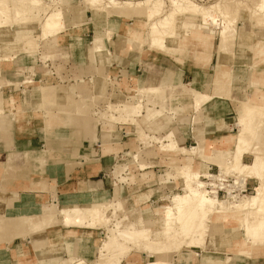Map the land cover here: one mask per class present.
Wrapping results in <instances>:
<instances>
[{
  "label": "rangeland",
  "instance_id": "374dc122",
  "mask_svg": "<svg viewBox=\"0 0 264 264\" xmlns=\"http://www.w3.org/2000/svg\"><path fill=\"white\" fill-rule=\"evenodd\" d=\"M45 1L51 3L50 0ZM63 1L75 7L85 5L84 0ZM202 1L205 3H197L206 7L222 2V0H213L209 3L206 0ZM234 1L239 4L236 40L233 44L234 49L232 48L235 51L234 58L221 55L218 52V30L209 26H199V20L195 21L196 24H193L192 28L196 33L195 35L198 36L194 39L190 37L188 42L183 43L182 46L185 51L182 53H164L150 49L148 45L142 48L144 49L142 52L133 53L129 51L125 37L119 35L108 45L103 38L101 44L105 47L108 46V67L94 60L92 53L94 36L98 31L105 33L112 29L116 34L139 37L141 34H134L130 30L137 26L133 22L120 19L105 21L101 16L99 19V27H101L97 29L91 22L92 13L89 10H84V16L79 20V26L74 28L70 24L65 33L50 40H39V30L36 23L24 25L27 28H23V32L26 30L28 32L24 33L23 36L20 34L22 32L18 30L17 25L14 26L15 31L2 32L0 57L14 56L16 58L12 61L0 59V101L2 98L6 100L14 98L13 105L8 102L5 107L6 111L0 115V236H3L2 240L0 237V264L101 263L99 252L106 241L108 229L114 228L115 220L117 222L123 220V227L136 224L141 229L142 227L150 228L154 240H164L162 228L164 208L171 204V197L180 193L182 189L180 182L174 179L173 168L188 164L197 171L201 170L203 174L207 172L218 174L221 171L216 166H212L210 170L209 167L211 166L206 163L208 161L205 160L206 162L201 163L197 156L184 158L177 154L164 152H158L155 167L146 172L139 171L142 169L138 168L136 164H131L133 161L132 154L145 147L140 138L141 132H145L148 136L158 140H161L168 133L174 132L180 145L187 148L197 145V138L195 139L196 143L189 139H186L185 142L181 140V137L195 136L197 133L196 129L195 133H191L192 125L187 126L195 109L192 106V96L186 91V88L181 87L183 84L176 85L172 78L142 81L138 88L160 87L161 90L156 94L146 95L143 104L144 116L139 118V126L109 122L106 118L108 112L104 104L95 105L87 102V112L84 115L75 112V108L69 114L66 112L58 113L54 109L51 110L52 112L43 111L38 96L29 90L37 91L42 86L58 85V90L62 93L57 100L59 106H67L69 98L81 101V103L85 102L84 99L77 97L78 86L85 87L90 95L107 96L112 85H114L115 95L121 92L125 96H132L135 92L131 89L136 86L111 77L113 75L110 73V67L114 60H117L116 55L129 56L134 65L140 57H148L153 54L162 60L164 66L167 64L171 70L169 76L173 77L174 81H178L175 71L176 68H179L178 63H181L180 65L185 64L186 68L196 74L195 82L192 84H189V81L184 82L186 87L209 94L214 91V94L212 93L214 98L210 101L211 103L209 102L210 104L208 103L206 112L203 114L199 113L201 110H195V112L199 113L197 114L198 122H202L201 118H211L214 115L216 117L212 123H200L198 125V131L204 130L203 128L207 126L205 134L201 133L199 136L215 133L216 135L231 137L224 139L227 144V151L219 156L221 164L225 163L233 157V141L236 135L235 122L231 120L235 117V105L229 101L231 100L232 88L239 91L241 97L246 95L245 90L249 79L250 83L252 80L254 82V85L251 84L253 89H263L259 95L250 96L235 106L237 107V114L238 110L240 112L238 116L241 115L246 103L264 105V25L253 22L251 15L255 12L256 5L254 4H257L259 0ZM68 17L72 22L73 17L70 13ZM16 32L20 35H17ZM28 42L34 44L33 49L30 50ZM169 46L176 47L177 40L171 41ZM4 62H15L16 72L4 74L1 68ZM194 64L199 68H196ZM148 68L153 71L157 70L151 66ZM219 68L231 70L228 90L224 86L226 85L225 71L221 69L222 71L216 72L220 70ZM18 73L21 75H16ZM217 73L225 78H222L219 86L214 84ZM91 79L95 83L90 81ZM27 80L32 81L33 84L23 85L22 83ZM10 82L16 85L10 84ZM225 91L229 92V97L218 95L219 92ZM116 98L112 97V102H119ZM47 115L48 117H46ZM109 131L113 132L109 139L112 138L114 141H102L104 135H108ZM27 132L30 134H26ZM258 138L264 147V127L261 128ZM7 141L9 145H7ZM9 142L12 144L10 145ZM150 144L155 145L156 148L159 146L156 141ZM104 147L109 150L104 154H112L114 159H109L108 165L104 167L106 175L102 179V185L93 184L97 182L82 183L72 190V193L78 194L86 192L88 188L99 187L100 192L104 191V196L109 200L119 201L122 206L118 209L111 208L107 212L112 221L105 227H97L92 230L71 228L59 215V209L65 203L63 196L70 194L62 191V198H60L54 192L56 189L53 185L50 189L47 185L44 187V183L47 184L50 179L53 180L54 178L48 176L46 169L39 167L37 157L43 154V150H48V154L47 151L44 152L46 153L44 157L47 155L48 161L55 163L64 161L67 158L64 152L70 151L75 153L69 155L70 158L81 160V158L86 157V164L92 167L94 166L92 164L96 162L94 156H98L101 149H105ZM29 152L31 153L29 154ZM210 155L211 153L206 150V156ZM244 161L247 164L252 163L253 156L246 155ZM128 164L129 168L126 167ZM119 173H121L120 176ZM166 173H168L166 177L168 183L162 184L165 181L164 179L161 181L159 175ZM125 177L126 179H124ZM230 177L227 179L233 184V181L236 180L235 176ZM99 179L100 177H96L90 180L98 181ZM251 181L253 182L252 186L249 184L247 192L242 195L240 192L237 193L238 198L240 196L250 197L255 194V188L259 184L256 180ZM38 182L41 184L40 187H37ZM48 183L51 184V182ZM31 184L34 185L32 190L43 189L48 193L41 196L30 192L31 188L28 185L31 186ZM116 186L119 187L120 196L114 199L112 192L113 190L115 192ZM242 189L244 190V187ZM24 196L26 197L25 200ZM219 198L227 200L225 190L220 191ZM22 200L31 202V205L26 206ZM35 205L45 206L44 210L39 208L37 213L35 211L33 213L31 208L26 210V207ZM51 209L55 210L54 213L58 217V222H55L53 226L44 227L40 222L33 226L27 224L25 218L38 215V213H51ZM147 210L152 212L153 224L142 226V224H138V219L143 211ZM23 227L27 228V237L25 238H21L17 234ZM15 234L18 237L14 236ZM260 234L261 237H264V231H261ZM243 240L242 233L239 231V222L225 224L215 221L211 235L207 237L205 248L189 249L185 247L180 253L173 255L172 264H264V246L252 248L249 256L237 254L236 244ZM50 246L55 247V255L48 253ZM30 255L33 259L30 258ZM44 255L48 256L45 258L46 260L42 258ZM141 256L143 257L140 253H133L124 264H134L131 260H136L138 264H145L146 261L154 260L149 256H146L145 259ZM35 257L38 259V263H36Z\"/></svg>",
  "mask_w": 264,
  "mask_h": 264
},
{
  "label": "bare ground",
  "instance_id": "6f19581e",
  "mask_svg": "<svg viewBox=\"0 0 264 264\" xmlns=\"http://www.w3.org/2000/svg\"><path fill=\"white\" fill-rule=\"evenodd\" d=\"M50 2L47 3L45 0H0V38H2V32L15 31V25L19 27L18 30L22 32L20 34L23 36L24 33L28 32L27 30L23 32V28H27L24 25L36 23L39 30V40H50L65 33L70 24L74 28L79 26V20L84 16V10H89L92 13L91 22L97 29L101 27H99V19L102 16L105 21L120 19L133 22L137 26L130 30L134 34H141L139 37H135L116 34L112 29L105 33L98 31L92 42V53L94 60L106 67L109 65V52L108 46L105 47L101 44L103 38L108 45L115 37L123 36L127 40L129 51L133 53L142 52L144 50L142 48L146 45L150 49L164 53H182L185 51L182 46L183 43L188 42L190 37L194 39L198 36L192 30L196 20L200 21L199 26H209L218 30L219 43L217 47L221 55L235 57V51L232 48L234 49L233 44L236 40L239 4L234 0H222V2L208 7L201 6L198 4L199 2L194 0H84L85 5L81 6L82 8L68 5L63 0H50ZM254 5L256 6L254 14H251L252 20L258 25H264V0H259ZM69 13L73 17L72 22L69 20ZM16 34L20 35L17 32ZM175 40H177V46L170 47L169 43ZM27 44L30 50L33 49L34 44L32 42ZM15 58L14 56L0 57L1 60L4 59L2 61H12ZM219 69L216 72L225 71L224 77L226 79L217 73L214 84L219 86L222 78H224L226 85L224 82L222 84L228 90L231 70ZM16 75L20 76L21 74ZM90 81L95 83L93 79ZM10 84L16 85L12 82ZM22 84L29 85L33 82L27 80ZM114 87L112 85L107 96H101L90 95L85 87L78 86L77 97L84 99L85 102L81 103V101L69 98L67 106L57 104V100L62 94L58 90V85L42 86L37 91H29L38 96L43 111L52 112L51 110L54 109L58 113L66 112L69 114L75 108V112L84 115L87 112V102L95 105L104 104L108 112L106 118L109 122L139 126V118L144 116L143 104L146 95L156 94L161 90L160 87H135L132 90L135 92L134 95L125 96L120 92L119 94L123 96L121 98L119 94H117L118 96L115 95ZM181 87L186 88V91L192 96L196 111L214 98L212 95L214 91L211 94H204L186 87V85ZM218 95L229 97V92H219ZM112 97H117L119 102H112ZM8 102L13 105L14 98L1 99L0 115L6 111L5 107ZM262 127H264V105L246 103L237 121L238 131L233 141V157L231 160L220 164V173L207 172L203 174L201 170L197 171L188 164L173 168L174 179L180 182L182 189L180 193L171 197V204L164 208V222L162 223L164 240H154L150 228L142 227L141 229L136 224L123 227V220L118 222L115 220L114 228L108 229L106 241L99 252L101 263L97 264H124L133 253H140L143 258L146 256L154 258L153 261H146L145 264H172L173 255L180 253L185 247L189 249L205 248L207 237L211 235L215 221L225 224L239 222V231L244 240L236 244L238 255L249 256L252 248L264 246V237H261L260 234L261 231H264V147L258 138ZM112 133L109 131L108 135H104L105 139L103 138L102 141H114L112 138L109 139L112 137ZM140 138L145 147L132 154L133 161L131 164H136L142 170L156 165L158 152L173 153L184 158L197 156L203 161L207 160L206 149L203 146L183 147L176 140L174 132L168 133L161 140L141 132ZM155 141L159 144L158 149L155 145L150 144ZM246 154L253 156L252 163L244 162ZM126 167L129 168V164ZM120 174L118 175L120 176ZM233 175L237 181L235 180L233 184L226 183L229 182L227 178ZM248 179L256 180L259 184L255 188V194L250 197L240 196L238 198L237 193L243 194L242 188L245 187ZM117 183L116 185H118ZM220 190L226 191L227 200L219 198ZM103 192H100L98 187H92L88 188L86 192L68 195L67 200L59 209V215L67 225L75 229L92 230L109 225L112 219L107 215V212L111 208H121L122 205L119 201L109 200L103 195ZM112 195L114 199L120 196L118 186ZM54 211L51 209V213L31 215L25 220L29 226L40 222L44 227H51L55 222H58L57 214ZM152 218L151 211H143L138 219V224H142V226L152 225ZM26 229L23 227L19 230L17 233L19 237H27ZM17 234L14 236L18 237ZM0 237L2 240L3 236ZM48 250L50 255L56 254L55 247L50 246ZM46 257L48 256H42L44 260Z\"/></svg>",
  "mask_w": 264,
  "mask_h": 264
},
{
  "label": "crops",
  "instance_id": "0c3cea01",
  "mask_svg": "<svg viewBox=\"0 0 264 264\" xmlns=\"http://www.w3.org/2000/svg\"><path fill=\"white\" fill-rule=\"evenodd\" d=\"M116 59L117 60H114L112 66L110 67V73H112V75H113L111 77H114V79L121 80L123 82L126 81L128 84L136 86V87H140V85L142 84V81L146 82L147 80H152V79L165 80L166 78H170V79L172 78V81L176 85H179V84L184 85V82H187V81H189V84H192V82H195V80H196L195 79L196 74L194 71H190L188 68H186V66H184L185 64L180 65L181 63H178L179 68L175 69L178 81H174V78L169 76L171 70H169L167 64H166V66H164V63L162 62V60H159L153 54H150V56H148V57L147 56L146 57H140L138 62L135 63L134 65H133L129 56L123 57V56H117L116 55ZM150 66L152 68L154 67V69H157V70L153 71V70H149V68L147 69V67H150ZM195 67L199 68L196 65H195ZM1 68H2L3 73L6 75L16 72L15 62H4V63H2ZM43 76L46 77V75H43ZM251 84L254 85L253 80L250 83L249 79H248L247 87L245 90V93L247 92V94L246 95L244 94V96H242V97L240 96L241 94L239 91H236L232 88L231 100H229V101L236 106L237 104H239L240 102H242L243 100H245L246 98H248L250 96H255L257 94L259 95V92L262 91L263 89L262 88H254L253 89V86H251ZM126 88H128V87H126ZM146 88H148V87H146ZM131 90H133V89H131ZM201 93H203V92H201ZM204 94H209V93H204ZM209 104L208 105L206 104L205 107H202L201 109H199V110H201L199 113L203 114L204 112H206ZM192 106H193V104H192ZM235 106H234L235 117L231 120H233V122H235V128L234 129H236L235 130V134H236V132L238 131L236 124H237V121L239 120L238 114L240 112L238 110V114H237V107H235ZM193 109H195L194 106H193ZM199 110H197V111H199ZM193 113H194V115L191 116V121H190V123L187 124V126H189V124H190V126L192 125L191 133H195V129H196L198 134L196 133L197 135L195 134V136L190 135L187 137H181V140L183 142H185L186 139H189L191 142L195 141V143H196L195 139L197 138V145L191 146V147L203 146L209 153H211V155L207 157L206 161H208V162L203 161L200 158H198V159L201 160V163L206 162L209 166H211V167L216 166L220 170L219 165L221 164V161H220L221 159L219 156H220V154H224L227 151V144L225 143L224 139H228L231 137H228L226 135H216L215 133H210L208 135L206 134V135H200L199 136V134H201V133L205 134L207 126L205 128H203L204 130L201 129V131H198V129H199L198 125L200 123L201 124L202 123L203 124L212 123L216 120V117L214 115V116H211V118H201L202 122L201 121L198 122L197 121V117H198L197 114H199V113L195 112V110ZM180 125H183V124H180ZM26 134H30V133L27 132ZM208 136H209V138H207ZM11 144L12 143H10V145ZM7 145H9L8 141H7ZM183 147H185V146H183ZM191 147H189V148H191ZM112 148L114 149V147H112ZM105 149H101V153H99L98 156H96V157L94 156V160L96 162L94 164H92V165H94L92 167H90V166H88V164H86V159H85L86 157L81 158V160H76V159L74 160V159L70 158L69 155L75 154V153H72L70 151H68V153L64 152V154L67 157L64 161L62 160V161H58L55 163H50V161H48L47 155H46V157H44V152L47 151V154H48V150H43V152H42L43 154H41L40 156L37 157L39 167L43 168L44 170L46 169L48 172L47 173L48 176L54 178L53 180L50 179V181H48V182H51V184H49L48 182H47V184L44 183V187H46L45 185H47V187L50 189L51 185H53L54 188L56 189V191H54V192L58 195V197L62 198V194H61L62 191L71 195V194H73L72 190H74L76 187H78V185H80L82 183L83 184L84 183L89 184L92 182H97V183H93V184H97L98 186L100 184L102 185V179L106 175L104 167H106L108 165L107 162L109 159H114V157H112V154H110V155L104 154L106 151H109V150H107V148H105ZM30 153L31 152H29V154ZM246 155H250V154H246ZM245 156H244V158H245ZM44 158H46V159H44ZM194 162H195V160H194ZM194 162H193V164H195ZM197 163H199V162H197ZM81 165H83V166H81ZM154 167H152V168H154ZM112 169H114V168H112ZM149 169H151V168H149ZM149 169H146L145 171H141V170H139V171L146 172ZM134 172H135V168H134ZM219 173H220V171H219ZM167 174L168 173L159 175L160 180L162 181V179H164V181H165V182H162V184L168 183L167 178H166ZM96 177H100V179L98 181H91L90 180L91 178H96ZM251 180L252 179L247 180L246 185L244 187V190H245L246 186H249V184L252 186L253 182ZM40 185H41L40 182H38L37 187H40ZM28 186L31 188L30 192L35 193L36 195L45 196V194L48 193L47 191H45L43 189L32 190L33 189L32 187L34 186L32 184H31V186L30 185H28ZM98 189H99V187H98ZM244 190H242V192ZM113 192H114V190H113ZM25 196H24V200L26 199ZM27 196L29 197V195H27ZM67 197L68 196H63V198L65 200ZM24 200H22L23 201L22 203H24L26 206L31 205V202H29L27 200L24 201ZM53 202H54V200H53ZM44 207H39V206L35 205L33 207L32 206L28 207V208L26 207V210L31 208V209H33L32 210L33 213H35V212L37 213L39 208L41 210H44L43 209ZM30 258L33 259L32 255H30ZM143 259H145V258H143ZM35 260H36V263L39 262L36 257H35ZM131 261L134 264H138V263H136V260L135 261L131 260Z\"/></svg>",
  "mask_w": 264,
  "mask_h": 264
},
{
  "label": "built area",
  "instance_id": "2783aa9c",
  "mask_svg": "<svg viewBox=\"0 0 264 264\" xmlns=\"http://www.w3.org/2000/svg\"><path fill=\"white\" fill-rule=\"evenodd\" d=\"M194 1H197V2H199V3H203V1L202 0H194ZM207 1V3H209V2H211V1H213V0H206ZM212 169V167H210V170ZM203 180H205V179H203ZM229 182H226V183H229V184H231L230 182V180H228ZM233 183H234V181H233ZM247 187L248 186H246V188H245V190L242 192V193H244V192H247ZM220 191H223V190H220ZM220 191H219V193H220Z\"/></svg>",
  "mask_w": 264,
  "mask_h": 264
}]
</instances>
